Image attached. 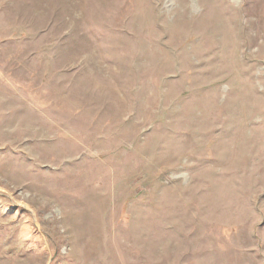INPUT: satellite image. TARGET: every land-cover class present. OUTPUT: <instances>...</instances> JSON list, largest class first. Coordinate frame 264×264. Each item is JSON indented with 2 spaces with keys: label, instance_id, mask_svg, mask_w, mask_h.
<instances>
[{
  "label": "rangeland",
  "instance_id": "374dc122",
  "mask_svg": "<svg viewBox=\"0 0 264 264\" xmlns=\"http://www.w3.org/2000/svg\"><path fill=\"white\" fill-rule=\"evenodd\" d=\"M0 264H264V0H0Z\"/></svg>",
  "mask_w": 264,
  "mask_h": 264
}]
</instances>
